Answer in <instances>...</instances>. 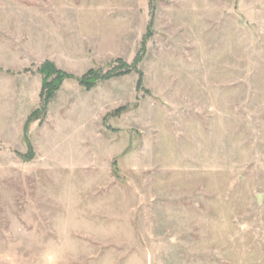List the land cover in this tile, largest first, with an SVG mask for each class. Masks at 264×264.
I'll list each match as a JSON object with an SVG mask.
<instances>
[{"label":"rangeland","instance_id":"1","mask_svg":"<svg viewBox=\"0 0 264 264\" xmlns=\"http://www.w3.org/2000/svg\"><path fill=\"white\" fill-rule=\"evenodd\" d=\"M0 264H264V0H0Z\"/></svg>","mask_w":264,"mask_h":264},{"label":"trees","instance_id":"2","mask_svg":"<svg viewBox=\"0 0 264 264\" xmlns=\"http://www.w3.org/2000/svg\"><path fill=\"white\" fill-rule=\"evenodd\" d=\"M121 72H127V71H121ZM118 75L122 73H116ZM116 74L107 73L106 75L100 76L96 71L90 69L87 73H85L83 76H81L78 79L79 84L86 86L87 88L94 86V82L96 80L106 79L110 78ZM69 75H67L65 72L57 70L55 71V79H53V82L51 81L49 83L50 86H53L51 89H48L47 93L44 94L45 87L47 83L43 86V93H41V105L38 109L34 111V114L39 112H45L47 104L51 101V99L54 97L55 92L59 88L60 84L65 78H68ZM37 118V117H36Z\"/></svg>","mask_w":264,"mask_h":264}]
</instances>
